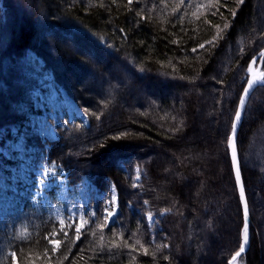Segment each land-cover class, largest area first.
<instances>
[{
    "label": "trees",
    "instance_id": "16d2710c",
    "mask_svg": "<svg viewBox=\"0 0 264 264\" xmlns=\"http://www.w3.org/2000/svg\"><path fill=\"white\" fill-rule=\"evenodd\" d=\"M263 48L264 0H0V177L6 160L23 168L25 135L72 197L88 182L96 202L76 239L56 187L34 198L0 178V264H229L244 215L228 138ZM48 85L85 116L52 118L55 138L31 127ZM238 148L251 211L241 262L264 264V85Z\"/></svg>",
    "mask_w": 264,
    "mask_h": 264
},
{
    "label": "rangeland",
    "instance_id": "374dc122",
    "mask_svg": "<svg viewBox=\"0 0 264 264\" xmlns=\"http://www.w3.org/2000/svg\"><path fill=\"white\" fill-rule=\"evenodd\" d=\"M225 0H222L224 2ZM221 7H216L214 10L215 15H219ZM33 104L35 106L32 111V129L39 130L47 137L55 138L57 132L52 124V118H56L58 115L67 116L70 119L76 117H85L83 112L77 106V104L64 92L57 90L54 87L48 85L47 89L41 87L38 89L34 96ZM17 146V155H19L23 167L21 170L17 169L15 161L6 160L4 165V171L1 174V180L4 183L16 181V186H21L23 191L30 197L40 198L47 197L46 189L51 190L56 187L57 199L61 202L55 206V213L61 223L67 224L71 227L80 229L88 220V215L93 217L96 214L95 201L88 182L80 184L75 196L70 195V185L67 182V177L62 172H58L54 164H42L35 159V149L28 147L26 136H22L21 140L15 144ZM2 169V170H3ZM15 186V188H16ZM16 188V190H17ZM20 190V188L18 189ZM18 191H15L5 200V207H9L12 204H16L19 198ZM118 200L117 191L112 189L110 195V201L106 203V211L113 212L112 217H108V221H111L117 211ZM89 212V213H88ZM149 220V219H148ZM155 217L152 215V219L149 220L153 223ZM251 244V243H250ZM249 251V250H248ZM240 264H244L241 262Z\"/></svg>",
    "mask_w": 264,
    "mask_h": 264
},
{
    "label": "water",
    "instance_id": "95a60500",
    "mask_svg": "<svg viewBox=\"0 0 264 264\" xmlns=\"http://www.w3.org/2000/svg\"><path fill=\"white\" fill-rule=\"evenodd\" d=\"M261 53H264V48L258 52L253 59L250 61L249 66L246 70V74L248 75V79L247 82L245 84V87H248V80L252 79L254 81V84L251 88H249V92L247 94V96L245 97V103L243 106L240 105V100H239V104L237 107V110H241V119L237 122V130H236V134H235V146H236V155H237V160L239 162V175L237 176V169L236 166L233 164L232 161V165H233V170H234V175H235V179H236V184H237V189L239 192V196L241 199V203H242V208H243V215H244V225H245V220L247 219V224H248V228H247V243L245 245V251L239 256L237 257V259L235 261H233L232 259L229 261V264H236L239 259L244 256L249 248H250V241H251V231H250V223H251V212H250V206L248 203V198H247V191H246V187L244 184V178H243V172H242V166H241V159H240V154H239V148H238V135L244 120V116H245V112L248 106V103L250 101L251 96L253 95L254 91L256 90V88H258L259 86L264 85V69L262 68V60L264 56H261ZM253 60H255V63L253 64ZM250 65H252L250 67ZM244 95V89L243 92L241 94V96ZM235 120V117H234ZM231 135V134H230ZM228 147H229V151H230V157L232 160V149L229 145L228 142ZM245 207L247 208V217H245ZM245 235V232H244ZM243 242H244V237H243ZM235 255V254H234Z\"/></svg>",
    "mask_w": 264,
    "mask_h": 264
},
{
    "label": "snow or ice",
    "instance_id": "6c2138e0",
    "mask_svg": "<svg viewBox=\"0 0 264 264\" xmlns=\"http://www.w3.org/2000/svg\"><path fill=\"white\" fill-rule=\"evenodd\" d=\"M132 0H129V3H131ZM200 47H204V45H200ZM193 51H195V49H193ZM261 56H264V53H261ZM253 64L255 63V60H253L252 62ZM252 65H250L251 67ZM254 84V81L252 79H249L248 80V87L244 88V95H242L240 97V105L243 106L244 103H245V97L247 96L248 92H249V88H251ZM241 110H237L236 113H235V120L233 121L232 125H231V135L229 136V145L232 149V161H233V164L236 166V169H237V176L239 175V162L237 160V155H236V146H235V134H236V130H237V122L241 119ZM145 203H147V201H145ZM106 216L107 217H112L114 215L113 212H107L106 211ZM245 217H247V208L245 207ZM148 219L151 220L152 219V214L149 213L148 214ZM247 228H248V224H247V219L245 220V225H244V232H245V235H244V242L240 244V247H239V251L235 253V255L232 257V260L235 261L237 259V257H239L244 251H245V245L247 243ZM77 231V236H76V239H79V227L76 229ZM49 243L50 244H53L54 247H53V251H56V247L55 246H58L60 244V241L59 240H49ZM13 257H15V253L12 254Z\"/></svg>",
    "mask_w": 264,
    "mask_h": 264
},
{
    "label": "bare ground",
    "instance_id": "6f19581e",
    "mask_svg": "<svg viewBox=\"0 0 264 264\" xmlns=\"http://www.w3.org/2000/svg\"><path fill=\"white\" fill-rule=\"evenodd\" d=\"M264 58V57H263ZM245 184V183H244ZM248 198V197H247ZM249 203V202H248ZM251 212V211H250ZM250 226H251V223H250ZM250 231H251V228H250ZM243 234H244V230H243ZM243 237H244V235H243ZM250 243H251V241H250ZM243 257V256H242ZM241 257V258H242ZM241 258L239 259V261L236 263V264H240L241 263ZM232 259V258H231Z\"/></svg>",
    "mask_w": 264,
    "mask_h": 264
}]
</instances>
